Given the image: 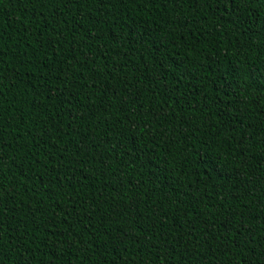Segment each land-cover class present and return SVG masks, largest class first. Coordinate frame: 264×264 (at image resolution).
<instances>
[{
	"label": "trees",
	"instance_id": "obj_1",
	"mask_svg": "<svg viewBox=\"0 0 264 264\" xmlns=\"http://www.w3.org/2000/svg\"><path fill=\"white\" fill-rule=\"evenodd\" d=\"M0 264H264V0H0Z\"/></svg>",
	"mask_w": 264,
	"mask_h": 264
},
{
	"label": "snow or ice",
	"instance_id": "obj_2",
	"mask_svg": "<svg viewBox=\"0 0 264 264\" xmlns=\"http://www.w3.org/2000/svg\"><path fill=\"white\" fill-rule=\"evenodd\" d=\"M238 70V69H237Z\"/></svg>",
	"mask_w": 264,
	"mask_h": 264
}]
</instances>
